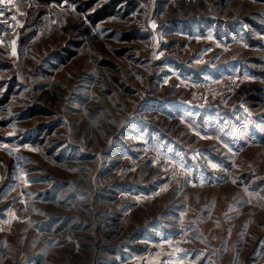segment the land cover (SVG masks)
I'll use <instances>...</instances> for the list:
<instances>
[{
  "label": "rangeland",
  "instance_id": "1",
  "mask_svg": "<svg viewBox=\"0 0 264 264\" xmlns=\"http://www.w3.org/2000/svg\"><path fill=\"white\" fill-rule=\"evenodd\" d=\"M13 4L0 264H264V0Z\"/></svg>",
  "mask_w": 264,
  "mask_h": 264
},
{
  "label": "snow or ice",
  "instance_id": "2",
  "mask_svg": "<svg viewBox=\"0 0 264 264\" xmlns=\"http://www.w3.org/2000/svg\"><path fill=\"white\" fill-rule=\"evenodd\" d=\"M61 2L63 3L64 0H61ZM0 5H5V6H9V5H11V6L15 7V5L13 4V0H0ZM16 11L19 12V11H20L19 8H16ZM2 15H3V12L0 11V16H2ZM12 19H13V21H15V20H16V17L13 16ZM21 26H22V25H21ZM151 27H152L153 29L157 28V25H156L155 21L152 22ZM197 39H199V37H197ZM2 43H4V41H3V40H0V44H2ZM11 43H12L11 55H13V56H17L18 53H17V48H16V40L11 41ZM161 55H162V53H161ZM201 62H202V61H201ZM245 79H252V77H251V76H248V75H245ZM165 83H167V80H165ZM204 99L206 100V97H205ZM189 127L192 128L191 125H189ZM257 127L259 128V130H260L261 132H264V123H261V124L257 125ZM192 130L195 132L196 136H201V135H202L201 131H197V130H195L194 128H193ZM234 135H242V133H240L239 131H237V133H234ZM224 147H225V148H228L229 146H228L227 144H225ZM229 151H231L230 148H229ZM180 167L183 168L184 165L181 164ZM211 167H212V168H217L218 165H216V164H211ZM173 175H175V172L173 173ZM22 178H24L25 180L27 179L26 176H23V174H22ZM199 183H200V184L205 183V180H204L203 177L200 178ZM161 190H163V189H161ZM182 217H183V213H181V218H182ZM166 242L169 243V244L172 243L171 240H168V241H166ZM177 251L179 252V251H181V250H180V249H177ZM180 264H183V261H180Z\"/></svg>",
  "mask_w": 264,
  "mask_h": 264
},
{
  "label": "trees",
  "instance_id": "3",
  "mask_svg": "<svg viewBox=\"0 0 264 264\" xmlns=\"http://www.w3.org/2000/svg\"><path fill=\"white\" fill-rule=\"evenodd\" d=\"M41 1H49V0H41ZM114 8H116V5H114L113 7H111V9H114ZM110 9V10H111ZM109 13V11L107 10V8H104V9H102V10H99V11H97L95 14H94V16H92L93 18H92V21L94 22V23H97L98 21H101V20H103L106 16H107V14Z\"/></svg>",
  "mask_w": 264,
  "mask_h": 264
}]
</instances>
